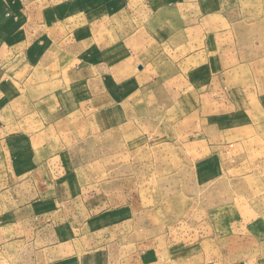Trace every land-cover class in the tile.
<instances>
[{
	"label": "rangeland",
	"instance_id": "obj_1",
	"mask_svg": "<svg viewBox=\"0 0 264 264\" xmlns=\"http://www.w3.org/2000/svg\"><path fill=\"white\" fill-rule=\"evenodd\" d=\"M95 51L87 50L86 73L73 56L71 80L58 83L71 84L72 112H56L48 124L41 104L39 128L27 122L7 130L13 142L0 160V196L15 181L33 180L34 189L17 191L23 206L34 196L40 207L21 209L23 223L5 226L2 206L9 214L15 193L0 197V253L14 239L0 264H39L37 248L72 239L75 264H264L260 107L249 96L248 112L239 111L224 88L200 98L156 90L174 83L168 64L156 81L147 73L142 92L113 81ZM12 170L24 177L16 180ZM22 235L33 239L17 246Z\"/></svg>",
	"mask_w": 264,
	"mask_h": 264
},
{
	"label": "crops",
	"instance_id": "obj_2",
	"mask_svg": "<svg viewBox=\"0 0 264 264\" xmlns=\"http://www.w3.org/2000/svg\"><path fill=\"white\" fill-rule=\"evenodd\" d=\"M55 1L0 0L1 162L7 160L4 146L13 142L6 137L7 130L27 122L39 128L34 109L41 104L48 106L43 110L48 124L56 112L73 111L71 105L77 104L71 101V84L61 88L58 83L71 80L67 69L71 72L73 56L80 59V75L86 73L87 50L93 48L101 50L95 51V60L110 66L117 83L127 82L143 92L148 88V72L156 81L164 74L163 65H173L174 83L166 87L159 83L156 90L170 88L179 97L200 98L224 88L229 92L224 96L234 100L239 111L248 112L250 96L264 114V0H95L93 9H88V0ZM11 176L18 180L24 177L23 170H12ZM29 184L34 189L33 180L15 181L16 188L1 193V199L15 193L9 214L7 203L1 201L5 226L23 223L17 214L21 209L40 207L34 196L27 201L30 205L21 203L23 194L17 188ZM23 237L15 239L17 246L33 239ZM12 240L6 239L1 258ZM76 241H49L43 248L35 247L39 264H75Z\"/></svg>",
	"mask_w": 264,
	"mask_h": 264
}]
</instances>
